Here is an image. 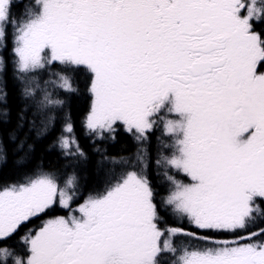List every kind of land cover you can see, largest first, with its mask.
<instances>
[{
	"label": "snow or ice",
	"instance_id": "obj_1",
	"mask_svg": "<svg viewBox=\"0 0 264 264\" xmlns=\"http://www.w3.org/2000/svg\"><path fill=\"white\" fill-rule=\"evenodd\" d=\"M10 147L0 264H264V0H0Z\"/></svg>",
	"mask_w": 264,
	"mask_h": 264
},
{
	"label": "trees",
	"instance_id": "obj_2",
	"mask_svg": "<svg viewBox=\"0 0 264 264\" xmlns=\"http://www.w3.org/2000/svg\"><path fill=\"white\" fill-rule=\"evenodd\" d=\"M118 147L119 146H115L113 148V151L118 150ZM40 155H43V153H40ZM15 165H16V155L10 147L8 151L7 159L0 160V174H10L11 172L14 171ZM92 179L93 177L91 176V174H89L86 177L87 182H91Z\"/></svg>",
	"mask_w": 264,
	"mask_h": 264
}]
</instances>
